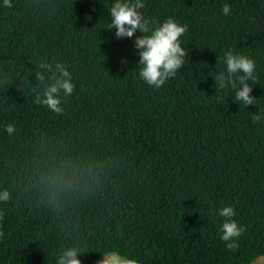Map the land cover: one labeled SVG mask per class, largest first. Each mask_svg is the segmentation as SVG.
<instances>
[{
    "label": "trees",
    "instance_id": "trees-1",
    "mask_svg": "<svg viewBox=\"0 0 264 264\" xmlns=\"http://www.w3.org/2000/svg\"><path fill=\"white\" fill-rule=\"evenodd\" d=\"M264 256V0H0V264Z\"/></svg>",
    "mask_w": 264,
    "mask_h": 264
},
{
    "label": "rangeland",
    "instance_id": "rangeland-1",
    "mask_svg": "<svg viewBox=\"0 0 264 264\" xmlns=\"http://www.w3.org/2000/svg\"><path fill=\"white\" fill-rule=\"evenodd\" d=\"M95 264H130L125 258L115 254L110 253L106 256L102 257L99 261H97ZM254 264H264V256L258 257Z\"/></svg>",
    "mask_w": 264,
    "mask_h": 264
}]
</instances>
